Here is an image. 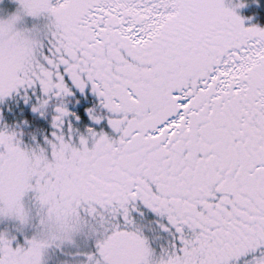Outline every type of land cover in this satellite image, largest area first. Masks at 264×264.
<instances>
[{
  "label": "snow or ice",
  "instance_id": "obj_1",
  "mask_svg": "<svg viewBox=\"0 0 264 264\" xmlns=\"http://www.w3.org/2000/svg\"><path fill=\"white\" fill-rule=\"evenodd\" d=\"M0 264H264V0H0Z\"/></svg>",
  "mask_w": 264,
  "mask_h": 264
}]
</instances>
